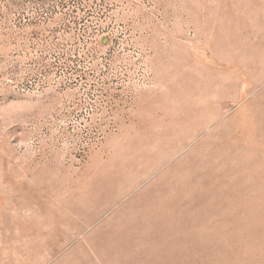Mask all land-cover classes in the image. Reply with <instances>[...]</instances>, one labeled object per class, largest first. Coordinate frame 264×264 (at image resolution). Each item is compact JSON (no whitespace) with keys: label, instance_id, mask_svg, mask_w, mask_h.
<instances>
[{"label":"rangeland","instance_id":"rangeland-1","mask_svg":"<svg viewBox=\"0 0 264 264\" xmlns=\"http://www.w3.org/2000/svg\"><path fill=\"white\" fill-rule=\"evenodd\" d=\"M0 264H264V0H0Z\"/></svg>","mask_w":264,"mask_h":264}]
</instances>
